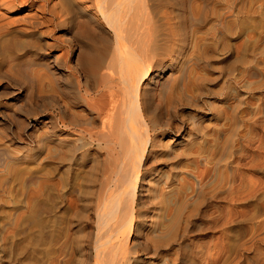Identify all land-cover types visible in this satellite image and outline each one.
I'll return each instance as SVG.
<instances>
[{
	"label": "rangeland",
	"instance_id": "1",
	"mask_svg": "<svg viewBox=\"0 0 264 264\" xmlns=\"http://www.w3.org/2000/svg\"><path fill=\"white\" fill-rule=\"evenodd\" d=\"M201 2L199 17L202 16V21L200 20L195 27H192L193 29L185 33L184 38L187 36L185 47L180 58L177 59V62L193 58L200 61L197 72H200L201 76L197 74L195 79L200 86L194 80L195 83L193 82L189 87L190 92L178 94L180 97L174 94L173 98L164 95L160 101L156 98L158 103L154 104L155 100H153L151 101L153 105L150 103L151 106L148 105L146 108L147 117L153 116L150 118L151 121L157 120L154 122L155 128L150 133L156 143L153 146L154 150L149 147L150 151L147 152L149 156H146L143 165L144 182L140 186L141 193H138L140 202L136 204V209L142 218L140 216L137 218L138 228L136 227L133 236L129 237L130 240L132 239L131 252L125 254L126 264H190V251L196 247L212 249L219 240L225 243V247L232 242L230 245L236 248L255 235L257 225L261 218L264 219V197H262L264 163L260 162L264 155L262 21L264 2H261L262 5L258 4V0H202ZM247 5L251 6L255 13L246 12ZM171 11L176 14L181 12L175 8ZM27 12L28 10L14 16H26ZM21 21L15 25L22 33L21 40L32 41L35 38L34 41L41 40L40 44L45 42L46 45L45 48L42 47L44 49L42 52L34 56L35 59H42V63L38 62L39 65L34 64V66L32 64L33 68L29 65L28 71L26 70L27 74L32 72L30 73L34 83L32 99L26 101L21 98L24 93L21 87L6 88L4 84H0V152L3 151L0 154V264H92L91 244L95 226L92 215L97 203L96 188L99 186L95 181L93 185L91 177L97 178L98 165L96 166L95 163L98 164V156L101 158L98 149L95 144L89 147L85 142L77 140V143L78 137L72 130L58 131L56 137L42 142V147L39 145L38 148L37 136L43 134L44 130L36 126L38 129L34 131L32 126L39 118H44V115H27L32 109L40 111L39 107L47 93L53 94L55 99L60 100L61 97L60 103L65 101L66 103L61 104L69 106H65L64 110L66 109L67 114L70 113L69 116L73 112V118L82 119L81 116L88 113L84 102L80 99L75 100L74 93L71 94V90L67 91L69 82L63 79V74L58 79L62 87L60 90L63 89L59 92L60 97L56 92L57 96L51 93L54 89L51 88V85L52 87L54 85V77L49 81L50 79H44L43 76L47 72L44 63L53 67L55 62L73 63L75 54L80 49L81 40L76 41L78 43L76 47L79 48L76 49L74 46L73 53L68 54L71 42L68 41L69 33L66 27H58L55 22L48 23L46 27L38 29L44 32L42 38L29 39V30ZM28 57V55L24 56L20 63ZM2 60L0 57V72L5 66ZM201 66H204V69ZM168 72L169 69L165 74ZM80 80L84 82L85 79ZM41 96L43 99L40 98ZM15 97L18 99L15 100ZM188 97H191L190 100ZM12 98L15 102L9 101L8 106L3 105L2 102ZM165 101L168 102L163 103ZM53 109L54 111L50 110L52 113L58 111V108ZM13 113L18 117L19 125L10 118V114ZM249 130L252 131L253 139L248 141ZM56 139H60L59 142ZM70 142L81 146L82 153L77 151L74 155L75 159H72L70 152H67L68 155L63 152L65 147L71 145ZM58 143L62 145L58 146ZM53 147L54 150L60 149V152L62 149V152L57 151L58 155L56 151L52 153ZM62 153L68 156L69 161H66L67 158ZM238 155L242 156L239 160L240 164L237 160ZM93 165L96 166V170ZM89 166L91 167L88 168ZM83 170L87 171L88 175L85 172L84 176ZM233 170L235 173H232ZM27 173L33 177L28 185L22 181ZM255 181L257 183L259 181L260 188L252 192L251 194H254L250 197H242L238 201L239 196H243L248 190L247 186ZM119 183L112 184L113 190H116ZM155 183L162 184V188L165 189L160 191L163 197L160 193L159 195L149 193L157 188ZM89 186L91 187L88 188ZM88 191H93L92 195ZM90 195L96 196V199ZM230 195L233 199H237L233 200ZM229 198L232 200L229 201ZM43 201L52 205L51 214L57 220L56 238L46 250L36 241L38 237L36 229L32 228L26 234L24 233L27 231L22 232L24 224L30 220L33 212L40 208ZM162 226H165L167 231L163 230ZM15 246L19 248L17 253ZM144 247H147V250H144Z\"/></svg>",
	"mask_w": 264,
	"mask_h": 264
},
{
	"label": "bare ground",
	"instance_id": "2",
	"mask_svg": "<svg viewBox=\"0 0 264 264\" xmlns=\"http://www.w3.org/2000/svg\"><path fill=\"white\" fill-rule=\"evenodd\" d=\"M201 1L202 0H0V57H2L3 64L5 65L4 69L0 72V84H4L6 88L7 86L23 88L24 93L21 95V98L26 101L27 99L33 98L34 88V83L30 76L32 72L27 74L26 70L28 71L29 65L32 67V64L34 66V64L38 62L42 63V59H35L34 56L42 52L44 50L42 47L45 48L46 45L44 44L45 42H43V44H41L44 46H42L39 42L41 40L34 41L36 39L34 38L33 40L31 38H42L44 32H42V30L38 31V29L46 27L48 23L52 22H55L58 27H66L69 33L68 41L70 40L69 42H71L68 54L73 53V47H76V44L78 46L76 41L81 40V43L79 42L80 49L78 53L75 54L76 56L74 57L73 63L71 62V64H69L64 61L61 64L55 62L54 67L48 63H44L47 72L42 75L44 79H50L49 81L54 77L53 87L51 85V88L54 89L51 93L56 92L59 96V92L63 89L60 90L61 85L58 79L61 74H63V79L66 80L67 83L69 82V89L67 91L71 90L72 92L70 93H74L75 100L80 99V101L84 102L85 109L88 110V113L81 116L83 117L82 119L74 117L75 120L72 116L74 115L73 112L72 115L69 116L68 114L70 113L67 114L66 109L64 110V107L68 105L63 106L61 104L65 101L60 103V100H62L60 96L59 100L57 98L55 99V96L53 98V94L48 95L47 93V96L44 97L45 100L42 96L40 97L44 101L41 107H39L40 111L37 112L36 109H32L27 115H44V118H39L37 123L32 126L34 127V131L38 129L36 126L42 127V131L44 130L43 134L37 136V138H39L37 142L38 148L42 142L56 137L58 131L72 130L78 137L76 138V142L77 140L85 142L89 147L95 144L98 149L101 158L98 156L100 161L97 158L98 164L95 163L96 166L98 165L97 170L95 168L96 166L93 165L95 168L94 170L98 171L96 174L97 178L91 177L93 179V185L95 181L96 185L99 186L96 188L97 203H95L96 206L93 208L94 212L92 215L95 223L94 236H92L93 240L91 244L92 264H126V262L124 263V261H126L125 254L126 252H131L130 243L132 239L130 240L129 237L133 236L139 224L138 222L136 223L137 218L141 215L136 209V204L140 197L138 194L140 192V186L144 182V177L142 176L143 165L148 155L147 152L150 151L148 150L149 147L154 150L153 146L154 143H156L150 133L156 126H154V122L157 121L155 120L157 118L155 115V119L153 118L155 121H151L150 118L153 116L150 118H148L149 116L147 117L146 108H148L147 106L153 100H155L153 102L155 104L157 102L156 98L160 101L164 95L168 98L170 96L172 97L174 94L180 95L188 92L190 85L193 84L197 74L200 73L197 72L200 62L197 58L190 60L184 59L182 62H177V59L178 57L180 58L185 47V38L187 37L184 38L186 35L185 33L189 32L193 26L195 27L200 20L202 21V16L199 17L201 14V10H199V6L202 3ZM258 2V4H260L264 2V0H258ZM174 8L176 10H181L182 14L180 11V14H176V12L172 13L171 9L174 10ZM245 9L246 12H254L251 6L247 5ZM27 10L26 16H14ZM21 20L29 30L30 35L28 36L32 41L20 39L22 33L16 29L15 25ZM262 21L264 27V14L262 15ZM198 38L199 37H197V39ZM51 45L52 44H50V46ZM195 46L197 47V45ZM78 48L76 47V49ZM26 55L29 56L28 59L22 60L24 62L20 63L21 59ZM37 57H39V55ZM201 67L203 68L204 66ZM168 69L169 72L165 74ZM246 73H248V71ZM198 76H201V74ZM80 79H85L87 82L85 80L83 82V80L81 81ZM198 80L200 81L202 79ZM198 83L199 82H197V85ZM196 89H198L197 86ZM40 92L42 91H39V93ZM70 93L68 92V94ZM14 99L16 100L18 97ZM14 99H7V101L2 103L4 106H8L10 104L9 101H14ZM166 102L168 101L163 103ZM70 104L72 105V102ZM75 105H77V103ZM53 108H58V111L52 113L50 110L52 109L54 111ZM150 109L149 107L148 110ZM76 113L77 112H75V114ZM150 113L151 111L149 114ZM152 115H154V113ZM10 116V118L19 125L20 121L18 117L14 115V113L10 114ZM249 134L250 136L247 138L248 141L253 139L252 131H250ZM56 140L59 142L60 139ZM60 144L58 143L57 145L59 146ZM57 145L55 147L58 148ZM80 147L76 144H71L68 148L65 147V150L67 149L68 151L63 149V152H66V155H68L67 152H70L73 159L77 151L82 153L80 152ZM52 149V153L56 151V155L59 154L58 152H60V149L54 150V147ZM240 151L241 144L239 146V152ZM2 152L3 151H1L0 154H2ZM236 152L238 153V150ZM64 154L62 153L63 156ZM47 155L49 156V154ZM56 155L54 154V157ZM62 155L60 154V156ZM79 156H83V154H79ZM64 157L67 158L66 161H69L68 156ZM241 157L238 155V163ZM93 161L97 162V160ZM94 162L92 163L94 164ZM240 162H242V160ZM260 162L264 163V155L260 159ZM238 163L237 165L240 164ZM90 167L91 166L88 168ZM85 170H83L84 176L85 172L86 174L88 173ZM232 173H235V171ZM91 174H93V172ZM91 174L90 176H92ZM233 177H235V175ZM81 178L84 179L83 177ZM32 179V175L27 173L22 181L28 185ZM259 181L258 183L256 181L253 182L252 185L250 184L251 186L248 185V190L245 189L246 191L243 196H239V193H237L239 196L238 201L241 200L240 198L242 197H250V195H253L254 193H251L258 190V187L260 188ZM114 182H120L119 186L117 184L116 190L112 188ZM90 183L88 182V184ZM162 184L156 185L155 183L157 188H154L152 190L153 192L149 193L159 195L161 190L165 191V189L162 188ZM90 187L91 186L88 188ZM262 187L264 188V186ZM89 192L91 194L93 191H88V193ZM91 195L90 197H93L95 194L93 196ZM160 195L162 194L160 193ZM262 197H264V195ZM93 198L96 199V196ZM231 198L233 199L232 196ZM150 199L152 200V198ZM232 199L229 198V201ZM146 200L143 202L145 203ZM44 201L43 203H45ZM163 201L164 200H162V202ZM42 204L40 205L39 203L40 208L33 212L30 220L24 224L22 232L27 231L24 233L26 234L28 230L32 228L36 229L38 232L36 241L41 248L46 250L48 247H51L52 241L56 238L57 220L53 218L54 216L51 214L52 205L47 203H45V205ZM229 212H231V210H229ZM229 216L231 217V215ZM152 227L154 228V225ZM164 227L163 230L165 229L167 231V228ZM166 231L165 233H167ZM231 243H229V245L226 244L227 247H225V243L218 240L212 249H205L199 246L196 247L193 251H190V264H264V219L261 218L255 230V235L249 238L248 242L236 248L230 245ZM146 248L144 247V250ZM18 249L17 246H15L16 253Z\"/></svg>",
	"mask_w": 264,
	"mask_h": 264
}]
</instances>
